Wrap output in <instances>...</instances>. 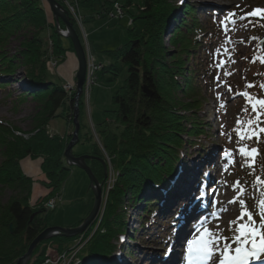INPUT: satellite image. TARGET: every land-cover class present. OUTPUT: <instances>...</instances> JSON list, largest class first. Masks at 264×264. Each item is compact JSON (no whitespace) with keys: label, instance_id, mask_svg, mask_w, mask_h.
Instances as JSON below:
<instances>
[{"label":"trees","instance_id":"1","mask_svg":"<svg viewBox=\"0 0 264 264\" xmlns=\"http://www.w3.org/2000/svg\"><path fill=\"white\" fill-rule=\"evenodd\" d=\"M57 1L62 3V0ZM114 4L130 15L129 40L107 51L111 58L109 63L97 64L102 74L113 72L115 77L126 69V76L112 95L115 107L103 110L96 131L113 172L117 173L115 181L96 228L97 219L80 235H54L42 240L26 264H43L48 248L56 252L67 250L71 246L68 240L84 242L78 250L76 264H118L113 256L120 252V237L127 235L130 241L133 239L128 228L127 202L132 207L140 205L137 208L139 230L147 231L154 225L158 213L160 199L155 196L156 192L171 185L178 174L180 151L205 134L207 128L211 129L198 115L203 110L205 97L196 80L209 72L212 78L211 41H204L207 30L194 17L193 6L183 4L179 8L184 18L170 31L168 41L172 49H169L164 34L171 27V19L177 18L174 12L179 4L173 0H78L79 9L96 12L99 16L108 13ZM131 7L134 12L130 11ZM186 16L190 20H186ZM136 19L143 21L138 32L131 27ZM71 20L81 40L78 26ZM251 22L250 36L257 38L253 54L258 55L262 51L259 40L264 36V17L252 18ZM59 23L62 28L65 26L61 20ZM14 39H19L17 49L11 48ZM201 51L206 58L202 59ZM74 52L71 40L56 31L53 15L48 17L45 0H0V79H3L0 84H9L5 79L19 73L25 89L17 99L35 100L37 104L30 132L23 133L0 122V186H9L17 192L9 203L0 201V264H16L32 239L47 227L51 210L45 204L59 194L68 175L69 166L63 153L72 133L52 134L48 122L54 117L72 120L74 88L66 90L67 82L59 80V74L53 72L51 66L54 69L63 66L68 54L74 55ZM190 60L196 61L198 69L189 66ZM259 74L254 71L247 79L257 78ZM72 78L74 82L75 76ZM143 87L150 90L152 96H148ZM81 98L77 143L83 138L82 129L86 128ZM89 137L87 133L86 139ZM88 154L103 158L102 153ZM199 154L204 155V149ZM25 158L39 161L37 174H30L26 169ZM86 163L100 182L106 180L100 160L87 159ZM261 171L258 166L256 171L247 172L244 186L257 180ZM36 181L41 182L45 190L31 202L30 192ZM259 224L260 218H256L258 229ZM128 252L129 256L135 254L132 249Z\"/></svg>","mask_w":264,"mask_h":264},{"label":"rangeland","instance_id":"2","mask_svg":"<svg viewBox=\"0 0 264 264\" xmlns=\"http://www.w3.org/2000/svg\"><path fill=\"white\" fill-rule=\"evenodd\" d=\"M173 1L179 5H177L174 12L177 18L175 19L173 17L171 19V27L164 34V40L169 49H172L168 41L170 31L177 24V21L184 18L183 13L179 11V8L183 4H191L193 6L194 17L205 30L211 33L205 32L207 34L203 39L207 42L211 41L210 45L213 50L214 62L212 68L213 75L211 78L209 72L206 74L207 76L205 75L201 78L199 77L200 79H196L197 84L201 88V93L205 97L203 100V110L198 115L211 129L207 128L205 134H201L195 139V142H192V145H186L180 151L179 158L181 162L177 167L179 169L177 176L181 174L182 169L190 162L196 161L197 164L200 162L198 164L199 170L196 179L192 182V188H190L188 198H186L188 201L183 199L170 212L163 213V198L161 199V197L168 190L163 188L161 191H157L156 194L159 195L160 199L158 207H160L161 212H158L155 217L154 222L157 223L149 226L147 231L139 230V209L137 208L140 205L132 207L130 206L131 203L127 202V215L129 217L128 228L129 234H133V239L130 242L129 239L124 237V241H121L122 244H119L120 252L116 253L113 257L122 258L124 261L126 260L129 263L135 264H146L152 261L151 254L159 258L163 247L166 245L159 248V245L157 247L153 246V244L157 241L160 232H167L171 237L169 239L170 241L168 240L170 245L166 248H170L171 243L174 242V253L171 258V262H174V258L179 250V243L177 241L175 242V240L179 238L177 231L181 213L189 206L190 198L197 202L198 207H200L198 200L194 196L201 182V176H206V180L202 183L200 197L206 198L207 196L210 199L209 203L207 205H202L201 203V208L195 210V212L193 211L188 216L189 219H192V222L188 221L189 223L187 222L184 225L183 232L185 231L184 233H187L196 227L197 234L199 235L203 227L210 230L213 234V247L216 251L213 260L218 264L221 253L226 246L229 249L230 255H234L235 249L238 247L250 249L247 243L251 236L244 237L237 231L238 227L248 222V218L245 216L243 219H239L241 216V204L238 201L236 203L229 202L237 197L240 188H243L244 192L239 196V199L245 201L247 211L252 212L256 220V218H260L257 212L258 201L264 199V132L259 133V139L256 136H252L251 139L241 141L237 131L238 129L241 130L240 134H243V130L251 132L252 128L249 126L248 121L251 120L252 126H256L258 119L257 112L260 113L258 127L264 128V107H261L258 103V101L264 100V88L261 87V85H264V51L259 52L258 55L253 54L256 51L257 38L255 39L253 35L250 36L251 19L264 17V15L260 13L246 15L253 13L254 10H264V0ZM71 2H74V0H71ZM62 4L67 9L70 20L73 19L75 23H78V20L69 10L64 0H62ZM45 7L48 17H50L52 12L46 0ZM118 8L119 11L113 16L110 13L99 16L96 12L91 13L87 9H79L82 21L77 24V28L80 33L82 45L86 50L85 58L92 57L96 65L97 63H109L111 58L107 54V51L115 50L129 40L128 26L130 25V15L126 12V9H124L125 13H119L120 6ZM112 9H115V7L113 6ZM130 11L134 12V7H131ZM242 17L244 18L242 19ZM185 19L190 20V17L186 16ZM59 21L54 20L56 31L60 35H63L66 29H63L65 26L63 28L60 26ZM142 23L143 21L141 19L134 21V24L131 26L134 32H138L141 29ZM213 23L218 25L216 31L213 29ZM18 43L19 39H14L11 48L17 49ZM74 55L68 54L64 65L59 68L54 69L51 66L52 71L59 74L58 79L63 80V82L66 81L67 84L73 83L72 77L73 75L75 76L77 71V60ZM200 55L203 57L202 59L207 56L202 51ZM189 66L197 69L199 67L196 61L193 60H190ZM254 71L260 73L259 76L245 81L246 78H250L253 75ZM112 74L113 72H104L102 74L97 67L93 75L95 77L94 84L89 88L90 93L87 103L85 102V95H82V113L86 128L82 129L81 137L83 138L80 143H77L72 149L74 155L88 154V152H95L98 155L101 154L100 147L97 144L98 139L95 137V140L94 136L98 137L97 131L100 127L99 123L102 121L103 110L115 107L111 98L123 84L126 69H123L115 77ZM20 77L21 75L16 74L14 78L5 79L9 81V84H0V122L3 125L9 124L20 132L27 133L31 131L34 124L35 119L33 116L37 111V104L35 100L31 99H27L24 102L17 99L18 94L25 89ZM112 77L114 79L108 81ZM0 81H3V79H0ZM246 82L254 85V87L245 88L244 85H246ZM209 84L210 87L208 86ZM229 88L231 91H229ZM244 88L250 94L247 97V101L243 95L239 94L242 93L241 90H244ZM253 105L256 106L255 111ZM187 113L185 112V114ZM238 120L242 121L240 125L237 124ZM48 130L52 134L67 135L73 131V122L62 117H54L48 122ZM93 130L97 133H94ZM87 133L90 136L88 139H86ZM186 139L188 140V138ZM245 145L249 149L257 150L254 161L246 160L245 156L239 154V148ZM202 149L206 153L204 154L205 156L207 153L211 154L209 161L207 162L205 160L208 166H206L207 164L204 161L205 156L199 154V151ZM27 159L30 158L23 159L26 169L30 174H37L39 161H27ZM1 160L2 156L0 153V162ZM249 163L252 164L251 167L248 166ZM258 166L262 170L259 177L260 180L249 181L245 187L243 185L245 172H251L252 170L254 172L258 169ZM114 174L116 177L117 174ZM237 181H239V187L234 188V184ZM172 183L171 181V186ZM188 183L189 180L187 179L185 186ZM44 190L41 182H34L30 192L31 202L41 196ZM15 195H17L16 189L9 186H0L1 203H9V200ZM55 203L56 206L54 209L52 208L53 210L49 211L46 221L47 227H74L75 224L89 215L93 208L94 192L91 188L90 179L83 169L75 165L69 166L68 175L59 192L57 202L56 200L54 201ZM180 203H184V205L178 208ZM206 208L209 209L208 212L210 215L215 213L218 218H213L202 224L201 220H195V218L200 217ZM162 221L165 223V226L158 224V222ZM175 234L176 238H174ZM146 235H150L151 238ZM68 242L71 245L76 244L73 240H68ZM144 245H149L147 251H150V255L147 260L144 259L145 254L143 250H146L144 249ZM126 246L134 250L135 254L127 256L125 254ZM186 247L185 245V250ZM49 253L54 259L56 255L55 249L51 247ZM185 260L186 258L184 259V254H182V258L180 257L176 261V264H185ZM250 262H257V259L251 258L249 260ZM162 264H170V262Z\"/></svg>","mask_w":264,"mask_h":264},{"label":"water","instance_id":"3","mask_svg":"<svg viewBox=\"0 0 264 264\" xmlns=\"http://www.w3.org/2000/svg\"><path fill=\"white\" fill-rule=\"evenodd\" d=\"M46 2L49 5V8L51 12L53 13V17L55 21L61 20L64 25L65 29L67 31V36L71 40L75 55L77 58L78 68L75 73V93H74V104H73V111H72V122L74 125L71 139L69 140L63 156L68 165H75L83 169L89 179L91 188L94 192V203L93 208L90 211L89 215L82 221L81 224L75 227H46L43 229L39 234L36 235L32 239V241L29 243L27 250L25 253L20 256L16 264H26L28 259L30 258L33 249L37 246L39 242H41L44 239H48L54 235H64V236H75L82 234L87 227L94 221L101 204V198H102V182H100L89 165L86 163L87 159L96 158L101 161L104 169V176L107 175V169L105 162L103 159H100L99 157H96L94 155L89 154H81V155H74L72 153L73 147L77 144L79 137V129H80V123H79V99L81 97L82 91H83V84L85 79V72H86V58H85V50L83 48V45L81 43V40L76 32V30L73 27V23L70 20L69 15L67 14L66 9L63 7L61 3H59L57 0H46ZM260 46L264 47V36L260 40ZM144 92L148 96H152V92L148 90L146 87H143Z\"/></svg>","mask_w":264,"mask_h":264},{"label":"snow or ice","instance_id":"4","mask_svg":"<svg viewBox=\"0 0 264 264\" xmlns=\"http://www.w3.org/2000/svg\"><path fill=\"white\" fill-rule=\"evenodd\" d=\"M260 13L264 15V10H254L253 13H249L246 15H256ZM244 17H242L243 19ZM230 42V41H228ZM243 42V41H241ZM246 87H254V85L248 84ZM264 88V85H261ZM229 91L231 89L229 88ZM240 95L245 96L246 98L249 97V93L243 92L239 93ZM261 107H264V100L258 101ZM223 106V105H222ZM254 111L256 110V106L253 105ZM260 113L257 112V125L252 126L251 120L248 121L249 126L252 128V131L249 132L247 130H243V134L241 130L238 131V137L241 141L251 139L252 136H256L259 139V133L264 132V128H259L258 125L260 123L259 120ZM242 121L238 120L237 124L240 125ZM256 149H249L246 145L239 148L238 152L240 155L245 156L246 160L254 161V156L256 154ZM230 155V153H229ZM249 167L252 166L251 163L248 164ZM259 181L260 178H257ZM239 187V181L235 182L234 188ZM244 192L243 188H240V192L237 197H235L229 203H236L237 201L241 204V216L239 219H243L245 216L248 218V222L240 227L237 228V231L244 237H252L251 241V249L248 248H236L235 254L230 255L229 249L226 246L224 251L221 253V258L218 261V264H248L251 258L259 259L260 256H264V199L258 201L257 205V212L260 216V224L259 229L256 226V220L252 212L247 211L245 201L239 199V196L242 195ZM213 218L216 217V214L213 213ZM203 220V218H202ZM257 237H259V245L257 244ZM213 234L210 230L205 229L204 232L201 234L200 240L196 242L195 246H193L192 241H188L186 247V264H216L213 260V257L216 255L215 248L213 247Z\"/></svg>","mask_w":264,"mask_h":264},{"label":"bare ground","instance_id":"5","mask_svg":"<svg viewBox=\"0 0 264 264\" xmlns=\"http://www.w3.org/2000/svg\"><path fill=\"white\" fill-rule=\"evenodd\" d=\"M124 13H125V11H124ZM76 60H77V58H76ZM77 66H78V63H77ZM198 164H200V162ZM198 164L196 163V161H192L185 168H183L180 176L173 182L172 187L167 189L168 191H166L165 194L162 195L161 199L163 198V206H162L163 213L164 212L165 213L170 212L171 209L174 208L176 206V204H178V202H180L183 199L188 198V195H189L188 192H189L190 188H192V185H193L192 182L196 179V175H197V172L199 170ZM187 179L189 180V183L187 186H185ZM155 196L159 197L158 194H156ZM193 211H194V207L190 206L189 209L188 208L185 209L180 216L181 219H179V227H178V231H177V235H179V238H177V242L179 243V250L177 251V254L174 258L175 263L180 257L182 258V254H184V259L186 258V256H185V253H186L185 245L187 246L188 241H192L193 246H195L196 242L200 240L201 234L204 232V229H205L204 227H203L202 231L199 233V235L197 234V228L196 227L193 228L192 230L188 231L187 233H184L185 231L183 232L184 225L188 221L192 222V219H189L188 216L191 215V213ZM203 214H204V216L202 217L203 220L201 218L202 224L208 222V220L213 219V215H210V213H208V211L204 212ZM198 218L199 217L195 218V220ZM148 248H149V245H147V246L144 245V249H146V250H143V252L145 254V256H144L145 260H147L148 256L150 255V253H149L150 251H147ZM128 249L129 248L126 246V249H125L126 253L125 254L127 256H129ZM151 256H154V255L151 254ZM114 259L118 262V264H135V263H129L126 260H125L126 261L125 262L124 260H122V258L114 257ZM185 264H186V260H185ZM259 264H264V263H259Z\"/></svg>","mask_w":264,"mask_h":264},{"label":"built area","instance_id":"6","mask_svg":"<svg viewBox=\"0 0 264 264\" xmlns=\"http://www.w3.org/2000/svg\"><path fill=\"white\" fill-rule=\"evenodd\" d=\"M64 1L67 3L69 10L72 12L74 17L78 20L77 22L79 23L81 18H80V15L78 13V6H77L78 1L77 0H74V2H71V0H64ZM118 6H119L118 4L114 5L115 9L110 13L112 16L116 15L117 11H119ZM119 13H122L121 8H120ZM97 65L94 62V60L92 59V57L86 58V74H85V95H86V98L88 97V90H89L90 86L94 83V80H95V77H93L94 72H95L97 67L100 68V65H98V66ZM64 88L66 90H71L72 88H74V85L65 84ZM105 156L107 158L106 154H105ZM107 161H108V164L110 166L108 158H107ZM114 180H115V174L113 175L112 171H109V177L107 178V181L105 184L106 194H107L108 190L111 189L112 184L114 183ZM54 199L55 198H52V199L47 201V203L45 204L46 208H51V209L54 208V206H55V204H54L55 200ZM77 250L78 249L76 247H72L68 250H64L62 252L56 253L54 259L47 252V257L44 260L43 264H70L72 261H76Z\"/></svg>","mask_w":264,"mask_h":264}]
</instances>
